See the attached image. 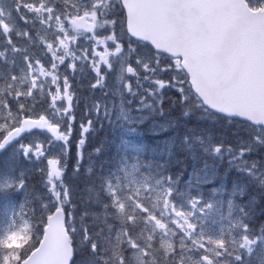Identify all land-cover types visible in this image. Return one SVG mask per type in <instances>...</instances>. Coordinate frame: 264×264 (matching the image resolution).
Segmentation results:
<instances>
[{
	"label": "snow or ice",
	"instance_id": "obj_1",
	"mask_svg": "<svg viewBox=\"0 0 264 264\" xmlns=\"http://www.w3.org/2000/svg\"><path fill=\"white\" fill-rule=\"evenodd\" d=\"M7 4L0 0V74L6 88L0 95V264H251L256 246L264 242V224L255 237L242 222L234 225L241 231L238 238L205 236L196 217L206 216L213 205L196 198L190 210L178 207L173 188L167 187L173 183L170 174L137 180L141 170L155 165L142 158L133 141H127L120 175L105 184V198L79 204L61 184L62 158H49L48 151L74 141L82 149L91 115L111 117L115 106L97 101L74 135L78 122L70 76L87 65L95 77L91 87L103 88L126 47L141 51L136 63L149 77L164 75L153 81L159 89L170 88L182 103L191 101L254 130L252 143L264 147V0ZM41 31L50 38L43 39ZM122 71L133 78L121 82L124 94L141 105L139 85H134L139 72L131 64ZM119 118L129 137L135 136L137 125L122 108ZM37 130L48 134L49 149L26 142V134ZM222 151L213 149L216 155ZM21 156L46 161L47 202L34 199L17 172Z\"/></svg>",
	"mask_w": 264,
	"mask_h": 264
},
{
	"label": "rangeland",
	"instance_id": "obj_2",
	"mask_svg": "<svg viewBox=\"0 0 264 264\" xmlns=\"http://www.w3.org/2000/svg\"><path fill=\"white\" fill-rule=\"evenodd\" d=\"M3 2L5 4V7L10 6L7 4V0H3ZM40 36L43 39L50 38V34L46 31H41ZM141 56L142 53L140 50L137 49L136 51H129V49L126 47L123 56L116 59L113 71L107 74L103 88L93 89L91 87V85L95 82V77L93 76L92 72L89 70L87 65L82 66V68L79 69L75 74L71 75L70 80L74 93L73 103L75 105V113L78 104L81 102V98L78 96V94L79 92L83 91L84 88H87V96L84 100L86 102L90 101L88 104L90 113L95 112V104L97 101H99L102 105L107 104L115 106V111L112 113L110 118H105L103 115H92V117L100 122L105 119L106 121H108L109 124H111L110 128L117 132V137L119 140L116 142V144H119L121 152H123L124 154H128L127 141L131 140L142 149L141 155L144 156L146 155V153L148 154L149 152L148 149L145 147V141L143 140L144 133L142 130H140L139 125L142 126L145 124V121L149 120L152 124H150L149 122L147 123L151 128L152 132L159 134L163 131H166L167 129H172L174 122L172 120L169 127L170 116L167 114H165L161 120H158V118L154 116L148 119L147 114L149 113L146 110L141 111L145 108L143 104L141 103V105H137L135 102L129 100V98L124 94V89L121 86V82H127L128 80L133 79L126 73V71H122V68H126L128 64L133 65L140 74L139 78H136L134 80V85H139L140 97L138 98L141 99V102H143L145 98V104L148 105L149 108L156 104L148 101L146 97L143 98L145 92H148V95L159 97L157 104L160 109V103L162 102L165 93L171 90L167 87L161 90L153 83L154 80L165 78L162 73H153L149 77L148 74L142 71L140 65L136 63L137 58ZM144 59H147V57H144ZM149 89H151V92H149ZM105 92H107V96H105ZM173 92L177 93L175 91ZM133 95H136V93L134 92ZM118 100L122 103L117 104L116 102ZM82 103L85 104V102ZM189 104H192V102L189 101ZM121 108L127 115L128 119L130 121L135 122V124L137 125V133L135 136L129 137V134L127 132V124L119 118ZM159 109L158 114L160 112V116H162V109L161 111ZM92 133L93 132L90 130L87 136L92 135ZM26 142L32 144H43L46 150L49 149L50 146L49 136L43 133H35L26 137ZM212 146H218V143H213ZM187 147L199 153H197L196 157L192 159L194 164L193 167L189 169L188 177L185 180H180L178 185H176L173 180L172 184L167 185V187L173 188L172 199L175 201L178 207L186 211L190 210V202L196 198L201 199L203 201V204L205 205L211 203L213 205V208L206 214V216L196 217V220L199 224V230L202 231L205 236L211 238L219 239L222 236L224 238H227L229 233L232 236L238 238L241 235V231L234 225L237 222H242L249 225L250 220L247 215H242V213L238 211L237 207L234 205L235 196L238 194H241V196H243L245 193L244 186L239 183H243V181H241L240 179H236L235 181L239 182L234 183L231 190L227 188V182L229 180H232V177L230 176V173H232L230 167L241 165L243 169H241L240 171H242L243 174L246 175L248 179L256 185L254 188L259 186V188L262 189V193L259 192V195L263 197L264 185H261V180L264 179V163L251 164L250 162L244 161L245 159H242V157L244 158V154H242L240 150H238L239 152L236 154L234 152L235 147L231 146H227L224 149L225 153H220L219 155H216L213 153L214 148L212 150L210 149L209 144H206L204 137L201 138L199 136H196L195 141H193L192 137L189 141H187ZM66 148H58L56 151L49 150V158L53 156L57 158H62V162L64 165ZM92 151V149H89L88 151L84 152L85 155H83V161L86 162V167H88L89 164L95 165L91 161L95 159L98 152ZM162 152L163 150H152L150 156L161 157ZM232 154L236 155L233 157ZM223 155L227 158H223ZM87 161L89 163H87ZM220 162L222 163V165L224 162L228 167L226 168V177L220 180L217 184L215 181L217 179V174L220 171V167H217V165ZM121 163L118 168V171L112 169L109 173L106 174V177L103 180L104 184H106V182L108 181H116V178L120 175ZM45 170L46 161L35 159L31 161H25L22 156L20 166L17 168V172H22L24 178L27 180L28 188L31 191L33 198L36 200H43L47 202L49 200V192L46 184ZM249 170L252 171L251 175L248 174ZM237 171L238 170H235L234 172ZM145 175H147V173L141 170V172L137 175L136 179L140 180ZM157 178L160 179V177ZM61 184L64 187L63 179L61 181ZM143 187H147V185H144ZM205 187L208 188L204 189ZM256 190L257 189H255L254 192ZM160 195H162V193L157 192V196L159 197ZM23 198V194H21L19 202H23ZM240 198L241 197L239 196L237 197L238 203H240ZM251 198H253V201L249 202L252 205V203L255 202L256 198H254L253 195L250 196V199ZM258 234H251V232L249 233V235L252 237L257 236ZM258 261H264V242L256 246L251 264H258Z\"/></svg>",
	"mask_w": 264,
	"mask_h": 264
},
{
	"label": "trees",
	"instance_id": "obj_3",
	"mask_svg": "<svg viewBox=\"0 0 264 264\" xmlns=\"http://www.w3.org/2000/svg\"><path fill=\"white\" fill-rule=\"evenodd\" d=\"M22 43L25 42L22 41ZM0 47H2V45H0ZM4 82L5 77L0 74V95L6 91ZM86 96V94L80 96L81 102L76 110L78 122L77 128L74 129V135L76 136L79 135V123L86 121L89 117L86 115L85 111L79 110L82 109V102L85 101L84 99ZM146 99L156 104V110L159 108L157 104L159 99L158 96H148ZM160 104L163 115L167 114L170 116L169 126L172 120L174 123L172 129L167 133L151 138L145 136L148 142L151 139L157 140L154 143L152 142L157 149L161 148L162 143H167L169 148L166 152V159L164 157L161 159L150 158L149 155H144V157H142L146 162L155 165L153 168L143 169L147 175H155L163 178L170 174L176 185H178L180 180H185L188 170L193 166L192 159L199 153L197 151L192 152L190 148L187 147V141L192 137L193 141H195L196 136L201 138L204 137L206 144H209L211 150L214 148V146H212L213 143H218V146H221L223 149L221 154L225 153L224 149L227 146H231L235 147L234 152L236 154L239 152L238 150H243L244 158L242 157V159H245L244 161L250 162L251 164L264 163V147L252 143L254 130L211 115L201 108L193 107V104H189V102L182 103L179 95L171 90L163 97ZM95 125L96 123H92L93 133L87 136L86 143L82 150L83 155H85L84 152L89 149H92V152H98L95 159L91 161L95 165L89 164V166L86 167L85 161L82 160V162H79L77 151L78 143L74 141L68 145V155L64 164L63 182L72 201L77 204L85 198L95 199L97 196L101 199L105 198V184L103 180L106 174L112 169L118 171L121 160L127 155L122 153L120 148L116 145V139L118 140V137L108 129V125L102 124L98 128H95ZM111 137V141L108 140ZM236 154H232V156L234 157ZM225 157L226 156L223 155V158ZM87 163L89 162L87 161ZM77 166L79 167V172L74 171V168ZM217 167H220V173H226V168L228 166H226L224 162L223 165L220 162ZM230 169L232 172L230 173L232 180L228 181L229 185L233 182H239L235 180L240 179L243 183H239L244 185L248 191L247 197L240 199L242 207L236 205L240 210L243 209V211L247 213V217L250 220V229L255 232L264 224V196L262 197L259 195V192L262 193V189H260L259 186L254 188L256 185L240 171L243 169L241 165L232 166ZM235 170L238 171L234 172ZM255 189L257 190L254 192ZM252 195L256 200L251 205L249 201H253V198L250 199Z\"/></svg>",
	"mask_w": 264,
	"mask_h": 264
},
{
	"label": "water",
	"instance_id": "obj_4",
	"mask_svg": "<svg viewBox=\"0 0 264 264\" xmlns=\"http://www.w3.org/2000/svg\"><path fill=\"white\" fill-rule=\"evenodd\" d=\"M37 131H39V130H37Z\"/></svg>",
	"mask_w": 264,
	"mask_h": 264
}]
</instances>
